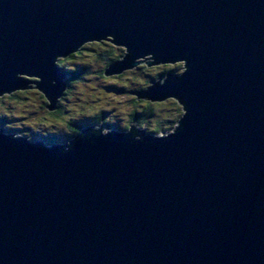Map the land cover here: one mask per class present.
I'll list each match as a JSON object with an SVG mask.
<instances>
[{
    "label": "water",
    "instance_id": "water-1",
    "mask_svg": "<svg viewBox=\"0 0 264 264\" xmlns=\"http://www.w3.org/2000/svg\"><path fill=\"white\" fill-rule=\"evenodd\" d=\"M105 39L106 76L182 63L133 94L176 100L178 125L47 146L0 128V264H264V0H0V96L53 110L57 59Z\"/></svg>",
    "mask_w": 264,
    "mask_h": 264
},
{
    "label": "trees",
    "instance_id": "trees-1",
    "mask_svg": "<svg viewBox=\"0 0 264 264\" xmlns=\"http://www.w3.org/2000/svg\"><path fill=\"white\" fill-rule=\"evenodd\" d=\"M108 40H101L97 42L96 47H92V49H94L91 53L92 57L91 60H89V63H82V64H76L79 65V68H76L75 66H69V60L72 61V59H75L79 57L80 54H82L84 51L89 50L88 47H90L89 45L83 44L76 52L69 54L67 58H63L60 61H58V65L61 69V72L63 74L66 75V88L63 91L62 95L57 99V103H56V108H54L52 111V113L50 114V116L55 117V116H59V114H63V112H67L69 109L67 108L68 105L65 104L66 98L69 94V92L71 91V88L73 86L72 82L78 80L79 82H82L86 79L89 80L87 82H93V85L91 87V90L94 91H106V89H111L116 93H121V95H127L129 97H131V99H133L132 106L131 109L126 112V117L128 118L127 122H131L137 118H140L141 121H136V123H140V126H144L145 129L149 130L150 132H153L154 134H161L162 130L164 128H167V125L170 124L168 126L169 129H171L172 127H175L178 123V120L181 117V111L183 113L182 108L179 110H177V114H174V116H172L171 113H162L161 110L154 108L151 104V102L145 103V105L143 104L142 107H138V103L139 101L136 100L135 96H133L134 93H136L139 90H133V88L129 85H125V83L121 84V86L119 84H117L114 80H111L112 78H123L124 76H126V71L114 76L111 75L109 77H107L105 75V70L106 68L112 64L113 62H115L116 60H118L119 58H121V56L123 55V48L119 47V46H111ZM113 45V44H112ZM113 47H118L117 49L113 48ZM83 50V51H82ZM76 57V58H75ZM112 62V63H111ZM182 63H176L174 64L173 68L164 65V69H162L159 72H156V74L151 75V76H144V78L142 76L138 77L139 78V84H140V88L143 87V85L145 83H149L150 81H154L156 78H160V77H164L165 74L167 73H172V74H179L180 72H176V70H178L179 66ZM136 68V73L137 75H142L143 73L147 72L145 65H138L135 67ZM135 73V75H136ZM127 80L132 79L133 77H130L129 75L126 76ZM155 78V79H154ZM94 79V80H92ZM96 79H100L101 82H96ZM64 81V80H63ZM95 81V82H94ZM64 82V83H65ZM86 82V81H85ZM104 82V83H103ZM107 84V85H106ZM115 85H118L119 87H116ZM127 86V87H126ZM92 91V92H94ZM91 92V93H92ZM114 94V93H112ZM89 95V94H88ZM115 95V94H114ZM80 100V98H78ZM83 100V99H82ZM171 102V105L173 103V106H176L178 104V102L174 99H169L166 100V102ZM165 101L163 102L166 103ZM44 104H47V102L45 101V99L42 98L41 101V105L40 108L44 107ZM80 107L82 108L79 112H76V114L74 115V117L71 115L69 119H65L63 121V127L62 126H57L54 124L50 125L49 127H38L40 128L42 131L41 132H29L27 133H22L23 136H26L28 138L29 141H35L38 140L40 143H42L44 146L47 145H52L54 143H61V144H65L67 141H71L75 134L77 133V127H81L83 128L84 126H93L92 124H96L97 121L100 120L101 122H105L107 119L105 112L106 111H110V109H101V108H97V111H95L94 114H84L85 110L84 106L86 105H90L89 101H80ZM78 104V105H79ZM158 105V104H156ZM93 106V105H91ZM114 108V107H112ZM29 110V109H28ZM141 111V112H139ZM167 112H170L168 110H166ZM152 114H155L157 116V118H155L154 120H151L150 122L146 123V120L151 117ZM27 115H30L29 111H27ZM87 115V116H86ZM154 116V115H153ZM3 117L5 119H3ZM19 116H15V115H9L6 113H2L0 114V118L3 119L2 125L0 126V128L3 129V131L5 133H9L11 132V130H13V132H15V134L20 135V132H26L25 130L30 129V125L23 122H20L19 124L22 125H29V126H21L22 129H20V131H18L19 129H15V120L14 118H18ZM109 117V116H108ZM167 118H170L169 120ZM167 119V120H165ZM23 120H24V116H23ZM70 121V122H68ZM173 125V126H171ZM26 127V128H25ZM99 127V126H98ZM95 127V128H98ZM126 131H129L130 129V123H128L127 125L124 126ZM85 128V127H84ZM46 129V130H44ZM56 129V130H55ZM168 129V130H169ZM30 130H33L32 128ZM28 130V131H30ZM167 130V131H168ZM34 131V130H33ZM45 133H44V132ZM42 134H45V136H43L42 138L40 137Z\"/></svg>",
    "mask_w": 264,
    "mask_h": 264
},
{
    "label": "rangeland",
    "instance_id": "rangeland-1",
    "mask_svg": "<svg viewBox=\"0 0 264 264\" xmlns=\"http://www.w3.org/2000/svg\"><path fill=\"white\" fill-rule=\"evenodd\" d=\"M109 43V42H108ZM86 45H89L90 47H88L89 50L84 51L82 54L79 55L78 58L72 59V61H68L69 62V66H75L76 68H79V65L76 64H82V63H89V60H91V53L94 49H92V47H96L97 45V41L94 42H88L85 43ZM110 44V43H109ZM111 46H114L112 44H110ZM115 49H117L118 47H113ZM83 51V50H82ZM69 57V56H67ZM64 57V58H67ZM61 59H63L62 57L57 59V63L58 61H60ZM176 64V63H175ZM144 66L145 64H139ZM173 64H167L166 66L171 67L173 66ZM146 67V65H145ZM173 68V67H171ZM183 68V65L181 64L178 68V70H176V72H180ZM146 71L145 73H143L142 75H137V71L136 68H132L130 70H126V76L129 75L130 77H133L132 79L127 80L126 76H124L123 78H112L111 80H114L117 84H119L121 86V84L125 83V85L127 86H131L133 88V90H143L145 88H147V86L149 85V83H145L143 85V87H139L140 84L139 82V78L140 76H142L144 78V76H151L161 71L162 69H164V65L163 64H157V65H151V66H147L146 67ZM136 73V75H135ZM114 76H116V74H114ZM158 76V75H157ZM68 77V76H67ZM66 77V78H67ZM109 77V76H107ZM31 79H35L34 77H30ZM66 78L64 79L63 82L66 81ZM90 78V77H89ZM88 79L79 82L78 80L72 82L73 86L71 88V91L69 92L65 104L68 105V111L63 112V114H59V116H55L52 117L50 116V114L52 113V111H48L46 110L44 107L40 108L41 105V101L42 98L45 99V97L42 95V93L37 89V88H29V89H18L15 90V92L9 94H5L3 96H0V114L2 113H6L9 115H17L19 116L18 118H14L15 122V129H19L18 131H20V129H22L23 126H29L34 130H25L26 132H20V135H22V133H29V132H35L36 130L38 132H41L42 130L38 127H49L50 125H57V126H62L63 127V121L66 119H69L70 116L72 115L74 117V115L76 114V112H79L82 108L80 107V101H89L90 105H86L84 106L85 113L87 115L90 114H94L95 111H97V108H101V109H110V111H106L105 114L107 117L105 122H101L100 120L96 122V124H92L95 127H98L99 125L102 127V130L104 132H107L108 130H115L116 132H121V130H125L124 126L127 125L128 123L133 124L134 128L137 130H141L143 128H145L144 126H140V123H136V121H141L140 118H137L135 120L131 122H127L128 118L126 117V112H128L131 109L133 99H131V97L127 96V95H121V93H116L111 89H106V91L100 92V91H94L91 90V87L93 85V82H87ZM163 78V77H160ZM155 79V78H154ZM159 78H156L155 80H157ZM94 80V79H92ZM86 81V82H85ZM96 82H101L100 79H96ZM94 81V82H95ZM104 83V82H103ZM66 85V82L64 83ZM107 85V84H106ZM28 87H34L35 85L33 83H27ZM116 87H119L118 85H115ZM126 86V87H127ZM94 91V92H92ZM92 92V93H91ZM138 92V91H137ZM114 93V94H112ZM89 94V95H88ZM135 96V95H133ZM80 98V100L78 99ZM136 98V96H135ZM83 99V100H82ZM171 99V98H169ZM169 99H165L162 101H151V104L154 108H157L159 110H161L162 113H171L172 116H174V114H177V110L181 109L182 107L180 106V104H177L176 106H173V103L171 105V101L170 102H166V100ZM136 100H140L138 103V107H142V105L145 103H148L150 101L148 100H144L141 98H137ZM45 101L47 102V100L45 99ZM148 101V102H147ZM166 102L163 104V102ZM79 104V105H78ZM158 104V105H156ZM47 104H44V106H46ZM93 105V106H91ZM114 107V108H112ZM29 109V110H28ZM166 110L170 111L167 112ZM27 111H29L30 115H27ZM81 112V111H80ZM141 112V111H139ZM182 114V111H181ZM86 115V116H87ZM154 115V116H153ZM23 116H24V120H23ZM109 116V117H108ZM155 118H157V116L155 114H152L151 117H149L146 120V123L150 122L151 120H154ZM3 119H5L3 117ZM168 120L170 118H167ZM165 119V120H167ZM25 122L29 125H20V122ZM3 122V120L1 121ZM65 122V121H64ZM70 122V121H68ZM170 124L167 125V128H164L162 130L163 133H167L169 131H171V129L169 131H167L169 128ZM22 126V127H21ZM173 126V125H171ZM87 127V126H84ZM81 127H77V130H82L84 129ZM93 127V126H92ZM93 127V128H95ZM26 128V127H25ZM46 130V129H44ZM56 130V129H55ZM36 131V132H37ZM172 132V131H171ZM30 134V133H29ZM162 134V133H161ZM67 143V142H66Z\"/></svg>",
    "mask_w": 264,
    "mask_h": 264
},
{
    "label": "clouds",
    "instance_id": "clouds-1",
    "mask_svg": "<svg viewBox=\"0 0 264 264\" xmlns=\"http://www.w3.org/2000/svg\"><path fill=\"white\" fill-rule=\"evenodd\" d=\"M65 78H66V77H65ZM65 78H63V79L61 80L62 83H64L63 80H64ZM64 85H65V84H64ZM65 88H66V86H65ZM131 125L133 126V124H131ZM87 127H88V126H87ZM133 127H134V126H133ZM92 128H93V127H92ZM94 129H97V128H94ZM134 129H135V128H134ZM135 130H137V129H135ZM141 130H142V129H141ZM143 130L146 131V132H149V133H153V132H150L149 130H147V129H145V128H143ZM80 131H82V130L77 131V133L75 134V136H76ZM108 131H115V130H111V129H110V130H108ZM121 131H125V132H126V130H121ZM137 131H140V130H137ZM43 132H44V131H43ZM44 133H45V132H44ZM153 134H154V133H153ZM162 134H165V133L162 132ZM43 136H45V134H42L40 137L42 138ZM75 136H74V137H75ZM37 142H39V141H37ZM40 142H41V140H40ZM68 142H69V141H68ZM65 144H66V143H65Z\"/></svg>",
    "mask_w": 264,
    "mask_h": 264
},
{
    "label": "bare ground",
    "instance_id": "bare-ground-1",
    "mask_svg": "<svg viewBox=\"0 0 264 264\" xmlns=\"http://www.w3.org/2000/svg\"><path fill=\"white\" fill-rule=\"evenodd\" d=\"M111 63H112V62H111ZM148 101H149V100H148ZM177 125H178V123H177ZM177 125H176L175 127H172V128H171V131H174L175 128L177 127ZM97 129H98V128H97ZM100 130H101L102 133H105V132L102 130V127H101ZM169 130H170V129H169ZM169 130H168V131H169ZM171 131H169V133H170ZM107 132H108V131H107ZM37 141H38V140H35V141H32V142L35 143V142H37ZM66 144H68V142H67Z\"/></svg>",
    "mask_w": 264,
    "mask_h": 264
}]
</instances>
